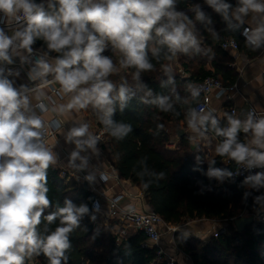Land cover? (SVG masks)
I'll list each match as a JSON object with an SVG mask.
<instances>
[{"label": "clouds", "instance_id": "clouds-1", "mask_svg": "<svg viewBox=\"0 0 264 264\" xmlns=\"http://www.w3.org/2000/svg\"><path fill=\"white\" fill-rule=\"evenodd\" d=\"M179 4L180 0H0V264H35L41 256L47 264H68L71 234L85 216L95 222L101 207L91 197V208L65 198L62 205L46 211L53 209L48 169L60 163L49 133H59L65 145L74 146L67 157L74 175L85 173L90 186L104 183L109 177L100 161L101 136L87 121L65 117L91 110L103 133L120 142L133 126L114 117L137 93H143L141 103L159 113L183 114L190 143L199 146L210 137L219 138L216 156L241 167H216V159L196 154L193 171L223 183L243 169L248 174L240 187L250 189L243 200L252 197L253 210L264 212V171L252 172L264 170V112L250 109L243 117L224 112L220 118L215 108L201 102L203 85L187 83L186 95L177 90L173 68L180 56L214 58L212 49L204 46L201 28L213 41L221 39V32L240 33L251 51H264V0H203L221 18L224 27L219 31L201 3H191L186 10H178ZM38 41L42 44L35 47ZM230 47L235 43L228 39L224 48ZM157 64L166 77L159 82L164 91H154L144 82V74L154 72ZM128 69L131 82L127 76L119 84L113 82L112 76ZM22 72L27 83L18 84ZM223 95L221 90L217 99ZM163 130L164 124L157 122L154 134ZM120 155L114 153L112 159ZM205 162L206 172L201 167ZM138 163L139 171H133L145 190L165 178L163 171L148 168L146 156ZM197 183L202 195L206 186ZM187 235L182 233L185 239Z\"/></svg>", "mask_w": 264, "mask_h": 264}, {"label": "trees", "instance_id": "trees-1", "mask_svg": "<svg viewBox=\"0 0 264 264\" xmlns=\"http://www.w3.org/2000/svg\"><path fill=\"white\" fill-rule=\"evenodd\" d=\"M231 1V0H230ZM191 3H201L204 10L208 12L214 21V26L219 31L224 27L221 18L214 13L203 0H180L178 10H186ZM202 39L205 47H210L214 55L222 56L220 45L226 37H232L238 45V51L244 53L248 58H255L260 51L254 52L246 47L239 33H223L221 39L213 41L211 37L203 32ZM42 42L38 41L35 47ZM111 54V53H106ZM208 57L204 56H180L177 64L188 77L179 76L176 72L175 87L182 95H186L185 85L189 82H201L206 77H219L224 87L235 85L236 73L231 69L214 66L213 71H205L204 67ZM165 63H167L165 61ZM127 78L130 80L131 69L126 70ZM125 77L124 72L111 77L114 83L119 84ZM163 76L161 66L156 65V70L144 74V82L154 91H164L159 88ZM171 87V86H169ZM137 93L125 108L123 113L117 112L114 119L131 123L133 132L120 142L105 134L110 155L119 152L120 159L115 160L114 169L122 180L129 181L138 187L150 212L157 214L167 226L182 225L190 220H219L224 222L226 233L216 238H209L206 242L192 237L183 238L180 234H174L173 242L175 248L185 255L191 264H264V224L251 223L242 232H237L233 221L244 216H250L253 210V199L249 197L243 200L244 187H240L242 181H236L216 187V180H209L199 171H193L195 166V155L203 154L198 149L189 158H182L180 151H185L188 144L184 136L179 138V150L170 151L166 149L169 144V128H182L185 126L183 114L173 117L171 114L159 113L155 108L140 102ZM159 117V121L155 118ZM163 123L164 130L158 135L154 134L156 123ZM98 128L102 125L98 120ZM151 130V131H150ZM219 139V138H218ZM147 157V166L151 171L161 172L166 175L163 180L154 182L149 189L145 190L133 169H140L138 163L142 157ZM216 167L227 157H215ZM234 162L230 160L227 168L233 169ZM207 170V163L201 166ZM202 182L205 187L203 194L200 192ZM211 187V191L207 187ZM49 198L53 209L62 205L65 198L74 203H87L91 206L93 194L85 183L75 184L68 180L66 175L52 168L48 169ZM259 193H254L258 195ZM72 249L69 251L68 264H165L157 260L156 249L144 247L145 236L136 231L120 243L116 242L113 227L95 229L89 216L81 220V225L71 234ZM35 264H47L46 259L41 256Z\"/></svg>", "mask_w": 264, "mask_h": 264}, {"label": "crops", "instance_id": "crops-1", "mask_svg": "<svg viewBox=\"0 0 264 264\" xmlns=\"http://www.w3.org/2000/svg\"><path fill=\"white\" fill-rule=\"evenodd\" d=\"M230 2L235 3V0H231ZM221 53L222 54L220 55L222 56L214 55V58H208L204 70L213 71V67L215 65L233 70L237 75L235 89L230 93L229 100L225 97L217 99L215 94H210L206 100L207 106L215 108L216 115L220 118H223L224 112L231 113L232 109L235 111L236 115L241 117H243V115L250 109H255L258 113L264 112V51H260V53L252 59L248 58L244 53L239 51L235 53L232 51L221 50ZM188 57L191 58L192 56ZM173 68L174 72H176L179 76L188 77V74L179 67L177 61L173 63ZM122 72H124L125 76H128L126 70H123ZM17 83H27L26 73L22 72L21 77L17 80ZM57 102L60 101L57 99ZM51 115L52 114H49V116H46L45 119L50 118ZM65 119L69 121L85 120L91 125V131L94 133H96L98 129V119L91 110L72 113L71 115L66 116ZM179 131L182 132V135H178ZM168 132L170 141L166 146V149L170 151L179 150V138L184 136L185 141L188 144V148L185 151H180V156L182 158L191 157L194 153V149H198L201 154L204 155L205 159L217 157L214 152V148L219 142L218 138L210 137L209 141L201 142L199 146H197L196 144L189 142V130L187 129L186 124L182 128L170 127ZM241 138L243 139V135ZM57 142L59 143L57 144ZM52 144L56 145L54 150H56L59 154L60 163L50 168L60 171L61 175H66L71 183L87 184L89 186V191L93 195L96 193L103 195V198L101 199L103 212H105L107 208V199L113 198H121L119 201V207L122 209H134L138 212H150L145 205L141 190L129 181L122 180L117 171H115V160L112 159V155H110V150L106 144L99 145L102 152L100 161L102 162L103 170L109 178L104 183L99 182L96 185L91 186L84 179L85 173H77L74 175L72 170L67 167V157L74 146L65 145L63 138L57 132H55L54 139L50 141V145ZM229 162L230 160L227 158L221 162L218 167H228ZM92 163L96 164L97 160L93 159ZM259 171L264 170L259 169ZM227 184L229 183H227L226 180L223 183L216 181V187H221ZM243 190L250 191L247 187L243 188ZM261 191L264 192V189ZM214 221L219 220H190L182 225L175 226L177 228V232L175 234H180L182 236V233H187V237L200 239L201 241L206 242L215 231L224 227V222L221 221H219L220 223L216 225L217 227H214ZM110 224L111 227H113L115 234L119 233L122 228L121 225H118L119 221L115 219ZM161 229L163 235L160 245L166 254L174 257L178 264H191L190 260L175 248L173 242L174 234L165 232L163 227Z\"/></svg>", "mask_w": 264, "mask_h": 264}, {"label": "built area", "instance_id": "built-area-1", "mask_svg": "<svg viewBox=\"0 0 264 264\" xmlns=\"http://www.w3.org/2000/svg\"><path fill=\"white\" fill-rule=\"evenodd\" d=\"M240 35V33H239ZM241 39L245 42V38L240 35ZM231 39L235 43V47H230L228 49L224 48L225 42ZM220 48L222 51H232V52H238V45L237 42L232 37H226L223 42L220 45ZM196 84L203 85L205 88L204 93H202L201 96V102L204 103L207 106V97L210 94H215L217 97V94L221 92V90H224V95L221 96L225 97L227 100L230 99V93L234 91L235 85L231 87H224L222 84V81L217 77H206L201 82H197ZM235 113V111L232 109L231 113ZM97 134L101 136V143L100 144H106L107 139L105 136V133H103V130L101 128H98L96 131ZM55 132H50L48 137V142L50 144V141L54 139ZM241 166L237 165L234 162L233 171L239 169ZM259 171V169H253L252 172ZM242 174L240 176L234 177L232 181L226 180L227 183H232L236 181H243L244 176L248 173L245 172L243 169H241ZM245 188V187H244ZM250 190V189H248ZM103 195L100 194H94L93 199L98 200L100 207H101V213L97 215V220L95 222H92L95 229L100 228H108L111 226V222L113 220H118L119 224L122 228L119 231V233H116V242L120 243L122 240L128 238L131 234H133L136 231H140L145 236V242L143 244L144 247L147 248H154L156 249V256L157 260L160 262H165V264H178L174 257L169 256L166 254V252L161 247V239H162V227L164 228L165 232L170 234H175L177 232L176 227L167 226L163 223L161 218L152 212H138L134 209H122L119 207V201L121 198H113V199H107V208L106 211L103 212V204L102 199ZM92 207V203L90 208ZM108 215H105L104 213H107ZM250 216L253 217V222L258 224H264V212H260L258 214L257 211H255ZM220 223L219 221H214L213 226L215 227ZM217 227V226H216ZM226 233L225 227H222L220 230L215 231L211 237L216 238L218 235H222ZM210 237V238H211Z\"/></svg>", "mask_w": 264, "mask_h": 264}, {"label": "water", "instance_id": "water-1", "mask_svg": "<svg viewBox=\"0 0 264 264\" xmlns=\"http://www.w3.org/2000/svg\"><path fill=\"white\" fill-rule=\"evenodd\" d=\"M178 135H182V132L179 131ZM253 223V217L252 216H244L239 219H236L233 221V226L237 232H242L245 227Z\"/></svg>", "mask_w": 264, "mask_h": 264}]
</instances>
